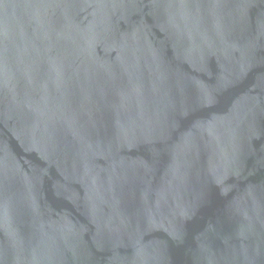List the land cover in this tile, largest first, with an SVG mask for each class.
<instances>
[{
  "label": "water",
  "instance_id": "1",
  "mask_svg": "<svg viewBox=\"0 0 264 264\" xmlns=\"http://www.w3.org/2000/svg\"><path fill=\"white\" fill-rule=\"evenodd\" d=\"M0 264H264V0H0Z\"/></svg>",
  "mask_w": 264,
  "mask_h": 264
}]
</instances>
